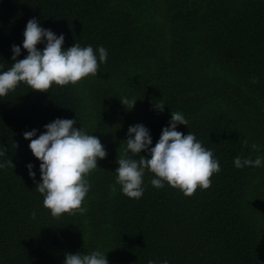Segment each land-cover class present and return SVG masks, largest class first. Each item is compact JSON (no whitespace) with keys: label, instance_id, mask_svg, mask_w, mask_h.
Instances as JSON below:
<instances>
[{"label":"trees","instance_id":"obj_1","mask_svg":"<svg viewBox=\"0 0 264 264\" xmlns=\"http://www.w3.org/2000/svg\"><path fill=\"white\" fill-rule=\"evenodd\" d=\"M33 17L64 34L62 47L103 45L108 58L97 76L45 92L21 82L0 97V160L14 164L0 169V264H63L65 253L97 249L109 264H264V166L233 164L264 155V0H0L4 70ZM124 96L137 98L133 109ZM161 100L163 112L154 108ZM170 111L184 114L188 125L177 130L194 132L221 170L210 187L184 195L166 182L154 187L146 169L142 197L129 198L114 171L127 129L143 123L154 146ZM57 117L75 118L107 155L86 177L84 211L53 216L23 133L39 135Z\"/></svg>","mask_w":264,"mask_h":264},{"label":"clouds","instance_id":"obj_2","mask_svg":"<svg viewBox=\"0 0 264 264\" xmlns=\"http://www.w3.org/2000/svg\"><path fill=\"white\" fill-rule=\"evenodd\" d=\"M64 34L57 35L51 29L41 26L39 19L33 17L26 23L21 45L11 46V67L4 70L0 64V97L6 96L21 82L29 89L41 92L48 91L53 84H74L89 74L97 76L100 64L108 58V50L98 46L95 50L91 44L81 46L73 43L70 47H62ZM44 45L38 48L37 45ZM27 50L23 59L21 49ZM121 104L133 109L137 98L119 97ZM165 103L161 100L154 103V108L164 111ZM75 118H55L43 125L44 131H25L23 138L28 143L33 156L40 161V180L35 183L36 190L43 196V206L51 215L84 211L82 201L88 194L91 184L87 175L98 167L97 160L107 155L105 146L99 137L85 132L81 127H74ZM188 125V120L181 111H170V119L162 127L160 136L153 146L149 129L143 123L130 125L127 129L126 148L114 169L116 181L123 194L129 198L142 197L143 177L145 170L154 173L151 184L162 188L165 182L178 188L184 195H191L200 187L211 186L210 177L218 173L220 163L214 157L213 150L203 146L194 132L182 133L177 125ZM245 145L248 144L244 140ZM15 146V145H14ZM253 150H259L252 144ZM142 150L146 155H141ZM6 148L0 146V157L5 156ZM138 157V158H137ZM236 168L246 166H264V155L255 159L237 155L233 158ZM14 164L11 159L0 160V169ZM34 165L28 163V175L35 178ZM35 216V212L32 213ZM63 264H109L106 252L99 249L90 253H65ZM147 264H170L167 259H149Z\"/></svg>","mask_w":264,"mask_h":264}]
</instances>
